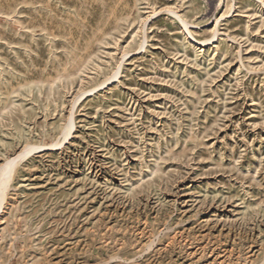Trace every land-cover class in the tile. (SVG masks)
I'll return each mask as SVG.
<instances>
[{
	"label": "rangeland",
	"instance_id": "374dc122",
	"mask_svg": "<svg viewBox=\"0 0 264 264\" xmlns=\"http://www.w3.org/2000/svg\"><path fill=\"white\" fill-rule=\"evenodd\" d=\"M27 145L0 264H264V0H0Z\"/></svg>",
	"mask_w": 264,
	"mask_h": 264
},
{
	"label": "bare ground",
	"instance_id": "6f19581e",
	"mask_svg": "<svg viewBox=\"0 0 264 264\" xmlns=\"http://www.w3.org/2000/svg\"><path fill=\"white\" fill-rule=\"evenodd\" d=\"M114 78L115 76H112L108 79V81ZM71 129L72 127L70 124L66 126V128L62 132V141L67 140V138L70 136ZM59 145L60 143L55 144L51 147H56ZM38 149H41V147L27 145L16 156L13 155L15 157L8 158L0 167V210L3 206V203L5 202L6 190L8 188L9 183L11 182V179L14 176L16 166L24 157Z\"/></svg>",
	"mask_w": 264,
	"mask_h": 264
}]
</instances>
